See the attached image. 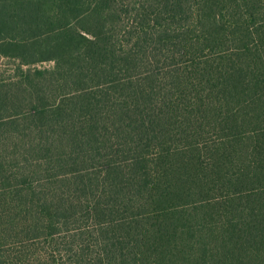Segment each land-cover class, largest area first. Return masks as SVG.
I'll return each mask as SVG.
<instances>
[{
    "label": "trees",
    "instance_id": "1",
    "mask_svg": "<svg viewBox=\"0 0 264 264\" xmlns=\"http://www.w3.org/2000/svg\"><path fill=\"white\" fill-rule=\"evenodd\" d=\"M3 55L55 65L0 79V264H264V0H0Z\"/></svg>",
    "mask_w": 264,
    "mask_h": 264
},
{
    "label": "rangeland",
    "instance_id": "2",
    "mask_svg": "<svg viewBox=\"0 0 264 264\" xmlns=\"http://www.w3.org/2000/svg\"><path fill=\"white\" fill-rule=\"evenodd\" d=\"M55 65V60L48 59V60H42L30 65L21 64L20 60L17 58L9 57L6 55L0 56V79L7 78L10 76H13L16 74L17 69H25L27 67H33V68H52ZM41 183H44L45 181H40ZM85 220L84 223L88 224L87 218L83 219Z\"/></svg>",
    "mask_w": 264,
    "mask_h": 264
}]
</instances>
